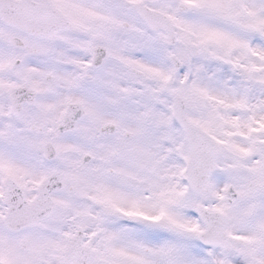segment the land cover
Here are the masks:
<instances>
[{
  "label": "snow or ice",
  "instance_id": "1",
  "mask_svg": "<svg viewBox=\"0 0 264 264\" xmlns=\"http://www.w3.org/2000/svg\"><path fill=\"white\" fill-rule=\"evenodd\" d=\"M0 264H264V0H0Z\"/></svg>",
  "mask_w": 264,
  "mask_h": 264
}]
</instances>
